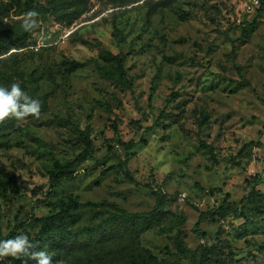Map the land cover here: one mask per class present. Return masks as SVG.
I'll return each mask as SVG.
<instances>
[{
	"label": "rangeland",
	"instance_id": "374dc122",
	"mask_svg": "<svg viewBox=\"0 0 264 264\" xmlns=\"http://www.w3.org/2000/svg\"><path fill=\"white\" fill-rule=\"evenodd\" d=\"M13 82L41 112L0 123L4 239L53 264H264V0H5Z\"/></svg>",
	"mask_w": 264,
	"mask_h": 264
},
{
	"label": "clouds",
	"instance_id": "9594fccd",
	"mask_svg": "<svg viewBox=\"0 0 264 264\" xmlns=\"http://www.w3.org/2000/svg\"><path fill=\"white\" fill-rule=\"evenodd\" d=\"M38 16L35 10L26 12L21 17L22 29L28 33L37 30L40 27ZM39 39L45 40V34L40 33ZM40 112V100L28 95L18 82H13L10 87L0 86V123L8 119L24 121L30 116L39 118ZM37 247L27 235L18 234L14 238L0 240V258H26L25 264L28 259L35 264H53V256L47 250H36Z\"/></svg>",
	"mask_w": 264,
	"mask_h": 264
},
{
	"label": "trees",
	"instance_id": "16d2710c",
	"mask_svg": "<svg viewBox=\"0 0 264 264\" xmlns=\"http://www.w3.org/2000/svg\"><path fill=\"white\" fill-rule=\"evenodd\" d=\"M5 0H0V2H4ZM10 1H14V2H17L19 3V7L20 8H31L33 7L34 5V0H24V2L22 3L23 0H10ZM22 3V4H21ZM80 64H76V67L75 68H79ZM86 145L88 148H92V144H91V141L89 139H86ZM91 155V149L90 150H85L83 151L77 158L74 162H72L69 166L70 167H74L75 165L85 161L89 156ZM126 177L131 181V182H135L134 178L131 176L130 172L128 170H126ZM148 188H151L150 186H147ZM260 193L258 190H256L255 187L252 188L250 194H249V198H252L253 196H255L256 194ZM160 202H161V199H160ZM68 212H64V214H67ZM61 216V214H60ZM59 215L56 214L54 216H49L47 217L46 219H44L43 221L46 223V224H49L50 222H53L56 218H58ZM207 217V214H201L199 220H198V223L197 225H200ZM200 233V232H199ZM202 235L203 232L201 233ZM0 240H4L2 234H1V230H0ZM178 250L181 252V253H184V254H192V251H190L184 243H182L181 241L178 240ZM25 260L26 258H21V259H14V258H11L10 259V262L9 263H1V264H25ZM27 264H29V261L27 260Z\"/></svg>",
	"mask_w": 264,
	"mask_h": 264
}]
</instances>
